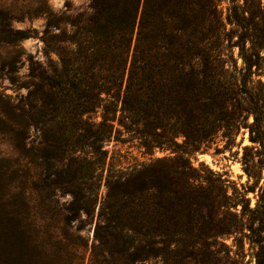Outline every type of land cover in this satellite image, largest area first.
I'll use <instances>...</instances> for the list:
<instances>
[{"label": "trees", "instance_id": "obj_1", "mask_svg": "<svg viewBox=\"0 0 264 264\" xmlns=\"http://www.w3.org/2000/svg\"><path fill=\"white\" fill-rule=\"evenodd\" d=\"M89 7L48 17L46 59L30 58L33 89L21 82L19 60L8 63L9 81L30 89L26 101L0 94V141L12 149L0 154V264H85L86 218L94 221L89 264H205L201 250L218 255L220 238L242 233L264 264V1ZM2 32L10 44L27 36ZM40 122L44 146L28 147ZM242 128L252 145L241 161L256 185L230 192L190 156L232 150ZM111 141L164 154L121 164ZM22 150L28 160L14 155ZM36 207L51 229H30Z\"/></svg>", "mask_w": 264, "mask_h": 264}, {"label": "rangeland", "instance_id": "obj_2", "mask_svg": "<svg viewBox=\"0 0 264 264\" xmlns=\"http://www.w3.org/2000/svg\"><path fill=\"white\" fill-rule=\"evenodd\" d=\"M264 1V0H263ZM226 2H222V6L225 8ZM89 0H0V23H7L5 26L0 25V94L6 93L13 96L15 99L23 98L29 92L30 79L27 77L30 66V58L34 60L45 61L44 54V39L46 36V30L48 26V17L55 14L62 19L76 14L78 12L89 11ZM62 27L70 29L67 24H62ZM21 29L27 36L15 44H10L2 41V29ZM18 59L17 67L18 74L21 77V82H26L28 87H22L21 89L15 88V86L6 77V70L8 69V63L13 59ZM264 81V75L262 76ZM23 95V96H22ZM40 107V104H39ZM28 108V107H27ZM34 115L38 120H42L43 116L40 115L39 110L35 109ZM44 123L40 122L37 127L30 129V146L41 149L44 141ZM222 146V142H220ZM237 145L232 150H226L221 153H214L215 149L212 147L208 152L192 154L191 161L201 173H206L207 169L212 170L214 173H218L226 181V185L230 192H233V188L236 187L239 190H243V187L248 185H256L255 178L248 176L243 168L241 161L243 154V146L252 145L249 139V131L247 128H242L241 132L237 136ZM107 148L110 150V155H113L117 161L121 164H127L134 159L147 160L150 157L161 156L164 152L156 151L154 155H143L137 147V142L117 143L111 141ZM12 151L11 147L0 141V154L6 153V151ZM42 154V150H35V153ZM16 156L21 159L28 160L26 150L21 152H15ZM37 158V157H36ZM41 157H38V162H41ZM41 169V168H40ZM38 169V171L40 170ZM106 188L103 186L99 197L105 195ZM257 192L249 191L248 197L250 198V205L253 207L257 201ZM69 195L62 198V202L68 200ZM241 206H239L240 208ZM43 211L35 208V217L30 221V229H35L40 223L44 225L45 229H51L52 219L42 220L44 216ZM86 215L84 214V217ZM74 228L79 222H73ZM86 226L81 231V234L85 236L88 241L89 248L86 250V262L89 264L90 246L94 238V221L90 218H86ZM69 228V227H68ZM72 231L71 228H69ZM77 234V233H74ZM224 244H217V248L220 249V253L207 251V249L201 250L202 257H205V264H213L217 258H222L220 263L215 264H256V246L252 244L248 237L242 233L232 236H224L220 238ZM216 245V244H215Z\"/></svg>", "mask_w": 264, "mask_h": 264}]
</instances>
